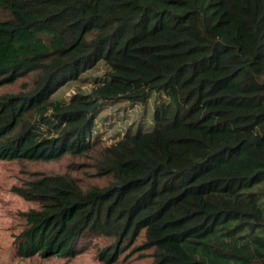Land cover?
<instances>
[{"label": "trees", "instance_id": "16d2710c", "mask_svg": "<svg viewBox=\"0 0 264 264\" xmlns=\"http://www.w3.org/2000/svg\"><path fill=\"white\" fill-rule=\"evenodd\" d=\"M0 160L21 256L264 264V0H0Z\"/></svg>", "mask_w": 264, "mask_h": 264}, {"label": "rangeland", "instance_id": "374dc122", "mask_svg": "<svg viewBox=\"0 0 264 264\" xmlns=\"http://www.w3.org/2000/svg\"><path fill=\"white\" fill-rule=\"evenodd\" d=\"M138 107L142 111L143 106ZM136 109L137 106L126 109L121 107L117 113L110 110L112 117L108 118L107 123L99 128V136L105 139L107 138L104 133L106 130L114 131L120 126L125 129L128 124H132V129H135L138 122L133 123V119L139 118H135ZM115 114L119 117H116ZM143 120V125L147 126V123L151 121L150 110H147ZM111 123L114 125L109 127ZM52 165V163L0 160V264H102L91 250L83 251L70 259L54 255L42 257L39 254L24 257L17 251L14 237L23 225L20 212L25 211L29 204L15 194L12 187L22 185L23 181L33 175V172L47 169Z\"/></svg>", "mask_w": 264, "mask_h": 264}]
</instances>
